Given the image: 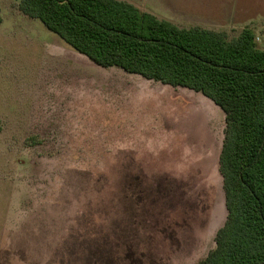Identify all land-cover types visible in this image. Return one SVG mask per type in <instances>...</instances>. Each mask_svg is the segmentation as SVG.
<instances>
[{
	"label": "rangeland",
	"instance_id": "374dc122",
	"mask_svg": "<svg viewBox=\"0 0 264 264\" xmlns=\"http://www.w3.org/2000/svg\"><path fill=\"white\" fill-rule=\"evenodd\" d=\"M119 1L264 50V0ZM0 15V264H199L224 221L209 229L224 113L97 66L15 0Z\"/></svg>",
	"mask_w": 264,
	"mask_h": 264
},
{
	"label": "trees",
	"instance_id": "16d2710c",
	"mask_svg": "<svg viewBox=\"0 0 264 264\" xmlns=\"http://www.w3.org/2000/svg\"><path fill=\"white\" fill-rule=\"evenodd\" d=\"M15 1L97 66L192 90L224 113L218 165L227 216L199 264H264V50L254 32L228 39L179 28L119 0Z\"/></svg>",
	"mask_w": 264,
	"mask_h": 264
},
{
	"label": "crops",
	"instance_id": "0c3cea01",
	"mask_svg": "<svg viewBox=\"0 0 264 264\" xmlns=\"http://www.w3.org/2000/svg\"><path fill=\"white\" fill-rule=\"evenodd\" d=\"M175 2H182L181 0H174ZM127 2V1H126ZM127 3H130L132 4L133 6H135L138 10H140L141 12H145V13H149V14H152L154 15L153 11L150 10V9H147L145 6H136L135 4H133L132 2L128 1ZM219 4V3H218ZM145 5V4H144ZM220 6V5H219ZM241 11V9H240ZM237 15V11L235 9L231 10V13H227V17H231L232 19L234 17H236ZM157 19L159 20H163L161 18H158L157 15H154ZM227 19V18H226ZM173 24V23H172ZM177 27H179L178 25H176ZM192 27H199L198 25L196 26H192ZM179 28H182V27H179ZM191 28V27H189ZM199 28H203V27H199ZM205 29V28H203ZM58 37V36H57ZM59 38V37H58ZM60 39V38H59ZM61 40V39H60ZM62 41V40H61ZM135 75V74H133ZM136 76H139V75H136ZM141 77V76H139ZM148 81H151V80H148ZM166 86H169V85H166ZM215 175H216V178L220 177L221 178V187L219 190V188H216V196H215V199H214V202L211 206V209H210V215H209V222H208V226H209V229H211L213 226H214V223H216L217 221V217H219V215L221 214H224V221L222 222V225H220L219 227H217L215 229V234L216 232L223 226L225 220H226V216H227V211H226V207H225V193H224V189H223V182H222V177H221V174L219 172V168L216 170V172H214ZM188 249V248H187ZM186 249V250H187Z\"/></svg>",
	"mask_w": 264,
	"mask_h": 264
}]
</instances>
